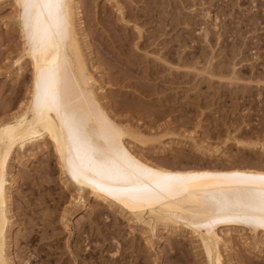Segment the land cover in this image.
<instances>
[{"label": "rangeland", "instance_id": "1", "mask_svg": "<svg viewBox=\"0 0 264 264\" xmlns=\"http://www.w3.org/2000/svg\"><path fill=\"white\" fill-rule=\"evenodd\" d=\"M15 2L0 0V124L32 90ZM71 2L91 90L131 152L175 171L264 170V0ZM5 179L8 264H211L191 225L144 224L76 182L53 134L13 148ZM217 232L221 264H264V231Z\"/></svg>", "mask_w": 264, "mask_h": 264}, {"label": "bare ground", "instance_id": "2", "mask_svg": "<svg viewBox=\"0 0 264 264\" xmlns=\"http://www.w3.org/2000/svg\"><path fill=\"white\" fill-rule=\"evenodd\" d=\"M15 1L32 90L26 111L0 124V264H8V159L13 148L45 133L55 135L76 182L146 220L144 224L180 220L191 225L211 264H221L219 228L245 224L254 232L264 231V170L175 171L135 155L123 142L125 131L99 106L91 90L71 0ZM147 40L137 45L149 46ZM36 235L29 233L25 242L33 244ZM36 257L40 260L42 254Z\"/></svg>", "mask_w": 264, "mask_h": 264}]
</instances>
